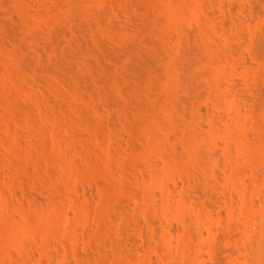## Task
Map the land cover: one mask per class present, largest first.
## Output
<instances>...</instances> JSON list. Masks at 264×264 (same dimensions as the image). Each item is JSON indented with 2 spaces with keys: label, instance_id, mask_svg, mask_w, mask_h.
Listing matches in <instances>:
<instances>
[{
  "label": "rangeland",
  "instance_id": "obj_1",
  "mask_svg": "<svg viewBox=\"0 0 264 264\" xmlns=\"http://www.w3.org/2000/svg\"><path fill=\"white\" fill-rule=\"evenodd\" d=\"M166 1L186 2V6L189 4L190 7L197 2L202 5V10L198 14L182 15L186 19L180 18L182 22L179 20L177 27L171 24L169 29L166 25L171 21L166 17ZM191 1L0 0V203L9 200V206L2 212L3 220L6 223L12 220L14 223L20 222L26 217L24 211L29 207L32 210L29 221L26 219L25 234L21 233L19 239L9 224L3 220L0 223V264H25V259L26 264H98L100 261V264H146L142 260L144 255L151 252L148 245L151 237L156 241L161 255L164 254L162 257L152 254L150 264H248L247 241L251 239L256 244L259 234L255 230L251 236L243 239L238 227L242 225L241 221L233 220V224L227 222L231 214L230 205L234 208V214L240 212L237 204L241 194L226 185L225 172L222 171L224 147L229 146L232 156H236L237 144L227 139L218 140L215 145L208 144L210 148L204 144L208 150L203 145V140L211 130L207 121L209 117L218 121L215 126L219 131H225V112L215 107L214 101L218 95L214 97L213 94H217V91L208 90L211 82L207 81H211L210 75L224 61L213 52L206 53L201 49L198 35L201 33L202 18L209 27L211 24L216 26L214 36L217 43L223 40L220 30L231 31L230 24L240 17L244 26L246 23L252 26L259 24V28H262V32H257L260 35L256 33L257 36L248 28L243 29L242 46L233 33H228L232 36V49L236 53L243 52L242 57L247 56L248 59L250 51L247 47L254 48L253 52L258 56L255 55V60L251 61L250 70L256 69L261 74L258 77L256 75V79L250 76L245 78L246 69L237 68L241 69L238 71L232 68L229 72L233 76L228 74L222 81L223 85L229 86L228 93L222 94L227 102L238 104L249 115L248 124L254 122L264 132V0ZM241 9L247 11L240 14ZM224 13H227L226 16ZM212 30L213 27H210ZM176 41H180V46ZM238 45L241 49L244 46L243 51L236 47ZM212 46L215 48L216 44L214 46L212 43ZM229 49L225 53L228 59L234 56ZM166 66L172 69L175 77L167 76ZM219 97L217 102H221V98L223 100V96ZM153 114L157 115L159 126L154 125L158 129L150 127L153 130L150 132L145 124H148ZM252 116H256L254 121H251ZM53 122L58 125L55 126ZM169 128L171 133L185 132L197 136L201 141L198 144L205 149L197 145L200 148L198 153L191 155L187 147L188 139L178 143L174 137L159 145H146L148 132L163 136ZM254 132L252 130L250 135L256 158L264 143ZM193 156L200 159L201 163L204 160L206 169L205 165L189 166V177L181 178L175 172L172 180L168 178L167 168L172 163L183 162L187 167L191 161L189 158ZM201 156L204 158L201 159ZM211 159L218 163L213 164L216 162ZM257 159L261 162L257 166L258 178L255 176L251 180V170L246 166H237L239 168L235 172L239 186L246 184L245 191L253 195L255 212L246 225H252L253 229L262 217L260 209L264 207V185L260 188L257 184L258 181H264V156ZM208 170L216 171L214 174L217 177L206 178L205 173H210ZM155 178L168 182L170 194L167 208L163 205L162 190L153 185ZM255 179L257 183H253ZM142 183H146L150 190L145 191ZM147 192L154 195L155 209L153 206L143 210L140 196ZM181 194L185 196V206L201 210L205 225H212L216 234L214 247L211 244L210 250L198 249L196 222L192 216L189 218L184 215V222L177 219V216L182 217V213L176 212L174 199ZM31 197L35 208L29 201ZM76 200L78 203L84 201L83 205L91 214L88 217L90 219H87L89 222L83 223L84 226L74 211L78 204ZM55 205L60 210V216L56 213L57 231L47 245L43 231H37V234L33 232V221L39 219L41 214L37 213L41 210H44L40 212L43 219L48 214L51 218L53 215L57 217ZM163 212L170 215V231L174 235L189 233L186 239L188 243L181 240H173L171 246L167 243L165 221L168 217H163ZM65 218L72 221L69 222L75 231V239L66 236L68 228L63 224ZM68 227H71L70 224ZM254 251L258 252L259 248L256 247Z\"/></svg>",
  "mask_w": 264,
  "mask_h": 264
},
{
  "label": "bare ground",
  "instance_id": "obj_2",
  "mask_svg": "<svg viewBox=\"0 0 264 264\" xmlns=\"http://www.w3.org/2000/svg\"><path fill=\"white\" fill-rule=\"evenodd\" d=\"M173 1V0H172ZM193 1V0H192ZM191 1V2H192ZM195 1H197V0H195ZM200 1V0H199ZM198 1V2H199ZM229 2H230V0H228ZM232 1V0H231ZM242 1V0H241ZM245 1V0H244ZM167 2V19H168V17L170 18V25L168 24V25H166L167 27H169V26H172V25H175L177 22H179V20H180V18H182L183 16L182 15H184L185 17L186 16H188L189 14H192V13H194V14H198V13H200L201 11L200 10H202V5H198L197 4V2H196V5H195V3H194V5L195 6H191L190 7V5L189 4H187L188 6H186V2H185V4L183 3V2H171V1H166ZM192 5V4H191ZM199 6L201 7L200 9H199ZM230 8V7H229ZM187 9V10H186ZM238 9V8H237ZM229 10V9H228ZM240 10V9H239ZM184 11H187V12H184ZM190 11V12H189ZM197 11H199V12H197ZM241 11L242 12H240V14H244L246 11H245V9L244 10H242L241 9ZM243 11H244V13H243ZM223 12V11H222ZM250 12V11H249ZM184 13V14H183ZM239 13V12H238ZM226 14L227 13H224V16H226ZM229 16H231V15H229ZM241 16V15H240ZM185 17H183V19L182 20H184V19H186ZM237 17H239V16H237ZM203 20H204V18H202ZM169 20V19H168ZM168 20H167V22H168ZM201 21L200 23V31H201V33L198 35L199 36V38H198V40H201L200 41V43L199 44H201V49H203V50H205V52L206 51H209V53H211V52H213L212 54H214L216 57H218L220 60H222L221 58H223V60H222V62L224 61H227V62H223V63H221L220 62V64H219V66L217 67V69L215 68V71H214V74L211 76L210 75V77H209V79H211V81L210 80H208L207 79V81H209V82H211L210 84H209V82H208V84H209V88H208V90H214V92H216L217 91V94H213V96L214 97H217L216 95H218V97L219 96H223V100H221L220 99V101L221 102H217V100H218V97H217V100L216 101H214V104L216 105L215 107H217V109H220V110H223L225 113H224V116H225V123H226V127H225V131H219L220 129H218L216 126H215V122L217 121V120H214V118L213 117H209L208 119H207V121H208V123H209V125L211 126V130H210V132H208L209 134L206 136V138L203 140L205 143H203V145L205 144H207L206 146H208L209 148H210V146L209 145H211V143H213L214 145L217 143V141L218 140H227V139H231V140H234L235 142H236V144H237V149H238V156L240 157H236V156H232V154L230 153V147L229 146H225L224 147V151H225V161H224V164H223V167L222 168H224V170H222V171H224L225 173H224V177H225V182H226V185H229L230 187H232L233 189H235L237 192H239L240 194V198H239V203L237 204L238 205V207L240 208L239 210H240V212H237V215L236 214H234L235 213V211H234V208H233V206H229V209H230V212H231V214H230V218H229V221H227L229 224H233L232 222H234V221H236V222H239V220L241 221L240 223L242 224V225H240V226H238V225H236V226H238L239 227V232H240V234H241V236L243 237V239L245 238V239H247L248 237L247 236H251L254 232H255V230L258 232V234H259V240H258V242L256 243V244H254V243H252L251 242V239L249 240V241H247V240H245V241H247L248 242V245H249V247L247 246V244H246V246L249 248V252L246 254V259H247V262H248V264H264V207L262 208V209H260V215H262V217L259 219V221H258V224H257V226L253 229V227H252V225H250L249 227H247L248 226V224H249V220H251L252 219V213L253 212H255L254 211V208H253V202H252V196L253 195H251L252 194V192L251 193H247L246 191H245V188L247 187H245V185L244 184H242V186H239V184H238V182H237V179L235 178V172H236V170H237V168H239L240 166H246V167H249V170H251L250 172V175L249 176H251L252 178H251V180L256 176L257 177V166H260V164H261V162L260 161H257L258 159H257V157H260V156H264V146L262 147V148H259L260 149V151H259V153L257 154V157L255 158V153H253L254 151H252L253 149V144H252V142H253V139L251 138V131L253 130V131H255L254 133L256 134V136H257V138H259L261 141H263V143H264V132H263V130H261V128H259V127H257V125L256 124H253L254 122H251L252 124L250 125V124H248L249 122H248V118H250L249 117V115H247V114H245L243 111H242V109H241V107L238 105V104H230L229 102H227V100L226 99H224V93L223 92H226L227 90H229V86H225V85H223L222 84V81L224 80V79H226L225 77L228 75V76H231L232 75V72L230 73L229 71H232L231 69L233 68L234 70H241V69H243V70H245L246 71V75H245V73H244V75L243 76H245V78L246 77H249L250 76V78L251 79H253V77H255L256 75H257V77H258V71L256 70V69H253V71L252 70H250V68H252L251 67V65H250V63H251V61L252 60H255V55H256V52L254 53L253 51V47L252 46H248L247 48H248V51H250V59L248 58L247 59V56H245L246 58H244V57H242L243 55V52H241V51H238V52H240L241 54H239L238 52L236 53V52H234V50L232 49L233 47H231V41H232V36L230 35V34H232V35H234L235 37H237L238 39L237 40H239V43H241V45L240 46H242L243 44H244V37H243V34H242V30L243 29H247L248 28V30L251 32V33H253V34H256L257 32L259 33V31L260 32H262L261 31V29L262 28H259V24L258 25H255V26H252V25H249V24H247L246 23V26H244L245 24L243 23V21L241 20V17L237 20V21H232V23L230 24V28L232 29H230L231 31H229V32H225V30H220L221 32L220 33H222L223 35V40L221 41V42H219V43H217L218 41H216V39H215V37H216V35L214 36V32H216L215 31V27L214 26H212V24H211V26L210 27H213V32H211L210 31V27H209V25H207L208 24V22L206 21L205 22V20L204 21ZM207 20V19H206ZM261 20H262V18H261ZM260 20V21H261ZM181 21V20H180ZM182 22V21H181ZM234 22V23H233ZM172 24V25H171ZM210 24V23H209ZM232 24L234 25V26H232ZM261 24V23H260ZM183 25H184V23H183ZM198 25H199V23H198ZM176 27H177V24L175 25ZM181 26V25H180ZM182 27V26H181ZM209 27V28H208ZM244 27V28H243ZM246 27V28H245ZM199 28V27H198ZM206 28H208L209 30L208 31H210V32H208L207 31V29ZM169 29H171L170 27H169ZM169 29H167V30H169ZM178 29H179V27H178ZM212 29V28H211ZM222 29H224V28H222ZM199 32V31H198ZM231 32V33H230ZM212 33H213V35H212ZM228 33H230V34H228ZM257 33V34H258ZM257 34H256V36H257ZM166 35V34H165ZM258 35H260V34H258ZM163 36V35H162ZM245 36V35H244ZM176 38V37H175ZM165 39V38H164ZM253 39V38H252ZM170 40V39H169ZM181 41V40H180ZM180 41L179 42H177V45L178 46H180ZM174 42V41H173ZM182 42V41H181ZM212 43H214V46H215V44H216V47L214 48L213 46H212ZM252 44V43H251ZM234 45V44H233ZM252 45H254V44H252ZM246 46V45H245ZM165 46H163V48H164ZM231 48V49H229L230 51H232V52H230V53H232L234 56H233V58H229L228 59V57L225 55V53L228 51L227 49L228 48ZM237 48H240L241 49V47H239V45L238 46H236ZM244 47V46H243ZM243 47H242V51H243ZM256 47V46H255ZM176 48H177V46H176ZM6 49V48H5ZM178 49V48H177ZM235 49V48H234ZM245 49V48H244ZM171 50V49H170ZM179 50V49H178ZM236 50V49H235ZM2 51V50H1ZM10 51V50H9ZM237 51V50H236ZM11 52V51H10ZM229 52V51H228ZM252 52V53H251ZM12 53V52H11ZM177 53V52H176ZM207 53V52H206ZM229 53V54H230ZM4 54V53H3ZM8 54V53H7ZM16 54V53H15ZM241 57V58H243V59H241V58H239L238 57V55ZM258 54V53H257ZM179 55V54H178ZM208 55V54H207ZM210 55V54H209ZM228 55V54H227ZM237 57H236V56ZM245 55V54H244ZM13 56V55H12ZM225 58H224V57ZM256 56H258V55H256ZM263 56V55H262ZM11 57V56H10ZM14 57V56H13ZM12 58V57H11ZM234 58H236V59H234ZM15 59V58H14ZM233 59V60H232ZM257 60V59H256ZM261 60V59H260ZM212 62H213V60H211ZM210 62V61H209ZM208 62V63H209ZM260 62V61H259ZM219 63V62H218ZM261 63V62H260ZM262 63H263V65H264V58H263V60H262ZM261 63V64H262ZM210 64V63H209ZM252 64V63H251ZM172 66V65H171ZM228 67H231V68H229L228 69ZM258 67H260V66H258ZM237 68H241V69H237ZM258 69H260V68H258ZM263 70V69H262ZM165 71H166V73H167V76L169 77H171L173 74H174V72L172 73V69L171 68H169L168 66H166L165 67ZM244 71V72H245ZM10 72V71H9ZM229 72V73H228ZM234 73V72H233ZM231 74V75H230ZM261 74V73H260ZM259 74V75H260ZM237 75V74H236ZM174 76V75H173ZM233 76V75H232ZM242 76V77H243ZM175 77V76H174ZM228 78V77H227ZM230 78V77H229ZM249 78V79H250ZM172 79V78H171ZM255 79H256V77H255ZM254 79V80H255ZM180 80V79H179ZM227 80H225V82H226ZM246 81V80H245ZM175 83V82H174ZM65 84V83H64ZM30 85V84H29ZM61 85H63V84H61ZM37 86V85H36ZM66 86V85H65ZM174 86V85H173ZM210 86H211V88H210ZM38 87V86H37ZM175 88V87H174ZM21 89V88H20ZM68 89H69V86H68ZM71 90V89H70ZM213 90L211 91V92H213ZM74 91V90H73ZM83 91V90H82ZM85 91V90H84ZM29 92H31V91H29ZM32 93H34V92H32ZM73 93V92H72ZM219 93L221 94V95H219ZM223 93V94H222ZM227 93H228V91H227ZM227 93H225V94H227ZM76 94V93H75ZM31 95V94H30ZM34 95H36V94H34ZM92 95V94H91ZM90 95V96H91ZM78 96H80L79 97V99L81 98V95L79 94ZM85 96H86V94H85ZM225 96H227V95H225ZM77 97V96H76ZM91 98V97H90ZM93 98V97H92ZM106 98V97H105ZM220 98V97H219ZM34 99H35V97H34ZM36 100H38V99H36ZM86 100V99H85ZM92 100V99H91ZM90 100V101H91ZM97 100V99H96ZM88 102V101H87ZM91 102H93V101H91ZM90 103V102H89ZM88 103V104H89ZM95 103H97V101L95 102ZM110 103V102H109ZM102 105H103V103H101ZM89 105H91V104H89ZM110 105V104H109ZM91 106H94V105H91ZM98 106V105H97ZM111 106V105H110ZM38 107H39V105H38ZM80 108V107H79ZM94 108V107H93ZM99 108V107H98ZM98 108H96L95 110L97 111V109ZM119 108V107H118ZM63 109V108H62ZM76 109V108H75ZM216 109V110H217ZM79 110V109H78ZM42 111H45V110H42ZM65 111V110H64ZM81 111V110H80ZM47 112V111H46ZM66 112V111H65ZM154 112V111H153ZM12 113V112H11ZM14 113V112H13ZM42 113V112H41ZM44 114H46L45 112H43ZM42 113V114H43ZM48 113V112H47ZM164 113V112H163ZM82 114V113H81ZM51 115V114H50ZM67 115H69V114H67ZM80 115V114H79ZM163 115V114H162ZM262 115V114H261ZM28 116V115H27ZM53 116V115H52ZM70 116V115H69ZM157 115H155L154 116V114H153V116H152V119H150L149 120V122H147L148 124L146 125L145 124V127H149L148 129L150 130V132L151 131H153L152 129H154L156 126H157V124L159 123V120H158V117H156ZM164 116V115H163ZM263 116H264V114H263ZM28 117H30V116H28ZM47 117V116H46ZM62 117V116H61ZM168 117V116H167ZM223 117V116H222ZM255 117L256 116H252V120L251 121H254V119H255ZM12 118V117H11ZM59 118V117H58ZM86 118V117H85ZM49 119V118H48ZM64 119H66V118H63V120ZM83 119V118H82ZM19 120V119H18ZM17 120V121H18ZM20 120H22V119H20ZM24 120V119H23ZM28 120V119H27ZM85 120V119H84ZM191 120V119H190ZM250 120V119H249ZM14 121V120H13ZM194 121V120H193ZM23 122V121H22ZM21 121H20V123H22ZM55 122V121H54ZM53 122V123H54ZM61 122V121H60ZM166 122H168V121H166ZM218 122V121H217ZM248 122V123H247ZM256 122V121H255ZM23 123H25V122H23ZM30 123H31V121H30ZM145 123V122H144ZM171 123V122H170ZM224 123V124H225ZM17 124V123H16ZM27 124H29V123H27ZM55 124V123H54ZM57 124V123H56ZM56 124H55V126H56ZM90 124V123H89ZM161 124V123H160ZM31 125H33V123L31 124ZM58 125V124H57ZM154 125H156V126H154ZM96 126V125H95ZM158 126H159V124H158ZM259 126V125H258ZM21 127V126H20ZM98 127L99 128H101L99 125H98ZM142 127V126H141ZM144 127V128H145ZM152 129H151V128ZM217 129H216V128ZM22 128H23V126H22ZM38 128H40V127H38ZM37 128V129H38ZM157 129H158V127H156ZM163 128V127H162ZM166 127H164V129H165ZM167 128H168V126H167ZM171 128H173L172 126H171ZM55 129H57V127L55 128ZM147 129V128H146ZM9 130V129H8ZM27 130V129H26ZM30 130H31V128H30ZM94 130V129H93ZM100 130V129H99ZM6 131V130H5ZM96 131V130H95ZM95 131H92V132H95ZM98 131V130H97ZM133 131V130H132ZM143 131H146L145 129L143 130ZM148 131V130H147ZM29 132V131H28ZM41 134H42V132L41 131H39ZM52 132H53V130H52ZM135 132V130L133 131V133ZM163 132V131H162ZM187 132V131H186ZM188 132H190V131H188ZM45 133H46V131H45ZM107 133H108V131H107ZM158 133H160V132H158ZM165 133V132H164ZM173 133H174V131L171 133V130H170V128H169V131L167 130L166 131V133L162 136V135H157V133H155V134H153V132L150 134L149 132H148V137H147V139H146V136H144L145 137V139H146V145H149V144H162V142L164 141V140H166V139H168V140H170V138L172 137H174L175 139H176V141H178V143L179 142H182V141H184L185 139H188V151L190 152V154L191 155H193V154H195V152H197L198 153V148L200 147V145L201 144H198V142H201V141H199L198 139V137L197 136H195V135H190V134H188V133H182V134H175L174 136H173ZM51 134V133H50ZM114 134V133H113ZM136 134H138V133H136ZM135 134V135H136ZM11 135V134H10ZM14 135V134H13ZM33 135H34V130H33ZM46 135V134H45ZM95 135H96V137H97V133H95ZM39 136V135H38ZM100 136V135H99ZM34 137V136H33ZM50 137V136H49ZM53 137H55V136H53ZM10 138V137H9ZM13 138H14V136H13ZM39 138H41V137H39ZM48 138V137H47ZM65 138V137H64ZM77 138V137H76ZM106 138V137H105ZM111 138V137H110ZM109 138V139H110ZM137 138V137H136ZM201 138V137H200ZM18 138H16V140H17ZM51 139V138H50ZM69 139V138H68ZM98 139V138H97ZM2 140V139H1ZM15 140V139H14ZM21 140V139H20ZM37 140V139H36ZM42 140V139H41ZM82 140V139H81ZM44 141V140H43ZM67 141V140H66ZM68 141H70V140H68ZM78 141V140H77ZM93 141V140H92ZM96 141V140H95ZM100 141V140H99ZM104 141V140H103ZM175 141V140H174ZM202 141V142H203ZM228 141V140H227ZM0 142H2V141H0ZM18 142V141H17ZM45 142V141H44ZM71 142V141H70ZM97 142V141H96ZM37 143V142H36ZM39 143V142H38ZM76 143V142H75ZM75 143H74V145H75ZM149 143V144H148ZM163 143H165V142H163ZM184 143H187V142H184ZM262 143V144H263ZM6 144V143H5ZM55 144V143H54ZM77 144V143H76ZM94 144V143H93ZM95 144H97V143H95ZM105 144V143H104ZM209 144V145H208ZM3 145V144H2ZM43 145V144H42ZM41 145V146H42ZM58 145V144H57ZM61 145V144H60ZM81 145V144H80ZM98 145V144H97ZM100 145V144H99ZM106 145V144H105ZM197 145H199V147H197ZM204 145V146H205ZM213 145V146H214ZM15 146H16V144H15ZM19 146H20V144H19ZM18 146V147H19ZM82 146V145H81ZM96 146V145H95ZM103 146V145H102ZM161 146V145H160ZM164 146V145H163ZM202 146V145H201ZM204 146H202V147H204ZM205 146V147H206ZM253 146V147H252ZM59 147V146H58ZM97 147V146H96ZM186 147V146H185ZM205 147H204V149H205ZM208 147H206V149L208 148ZM5 148V147H4ZM9 148V147H8ZM33 148H34V146H33ZM61 148V147H60ZM26 149H28V148H26ZM63 149H65V148H63ZM78 149V148H77ZM200 149V148H199ZM14 150V149H13ZM24 150V149H23ZM22 150V151H23ZM208 150V149H207ZM16 151V150H15ZM30 151V150H29ZM82 151V150H81ZM32 151H30V153H31ZM35 152V151H34ZM47 152V151H46ZM10 153V152H9ZM16 153V152H15ZM20 154H21V152H19ZM33 153V152H32ZM36 153V152H35ZM63 153V152H62ZM14 154V153H13ZM198 155V154H197ZM40 156V155H39ZM45 156V155H44ZM205 156V155H204ZM32 157H33V154H32ZM36 157V156H35ZM38 157V156H37ZM42 157H43V155H42ZM190 157H192V156H190ZM199 157V156H198ZM207 157H208V155H207ZM210 157V156H209ZM40 158V157H39ZM200 158V157H199ZM202 158H204V157H202L201 156V159ZM32 159V158H31ZM46 159V158H45ZM189 159H191V161L190 162H185V164H188V166L186 167V166H184V164H182L183 162H178V161H175L174 163H172L167 169V172H168V178L170 179V180H172V178H173V175H174V173L176 172V174L178 173V175H180V177L181 178H184V177H189L190 176V174H188L189 172H188V167L189 166H204L205 165V162H204V160H203V163H201V161H200V159H198L196 156H193V158H189ZM245 159V160H244ZM209 160H210V158H209ZM211 160H213V159H211ZM10 161V160H9ZM12 161V160H11ZM32 162H33V160H31ZM35 161V160H34ZM187 161V160H186ZM189 161V160H188ZM37 163H38V161H36ZM211 162V161H210ZM213 162H216V160L214 161L213 160ZM212 162V163H213ZM259 162V163H258ZM72 163V162H71ZM218 162H216V163H213V164H217ZM203 164V165H202ZM212 164V165H213ZM35 165V164H34ZM18 166V165H17ZM36 166V165H35ZM67 166V165H66ZM107 166H108V164H107ZM135 166V165H134ZM211 166V165H210ZM213 166H215V165H213ZM217 166V165H216ZM215 166V167H216ZM237 166H239V167H237ZM19 167V166H18ZM25 167V166H24ZM16 168V167H15ZM20 168V167H19ZM28 168V167H27ZM111 168V167H110ZM193 168V167H192ZM205 169H206V165H205V167H204ZM204 168H202V169H204ZM251 168V169H250ZM199 169H200V167H199ZM205 169L203 170V172L205 171ZM29 170V169H28ZM27 170V171H28ZM198 170V169H197ZM19 171V170H18ZM30 171V170H29ZM39 170H37L36 172H38ZM82 171V170H81ZM190 171V170H189ZM209 171V170H208ZM19 172H21V171H19ZM77 172V171H76ZM195 172V171H194ZM210 173L208 174V175H206L207 174V172L205 173V177L206 178H210V177H213L215 174V172L216 171H213V170H210L209 171ZM25 173V172H24ZM75 173V172H74ZM82 173H84V172H82ZM86 173V172H85ZM112 173V172H111ZM126 173V172H125ZM128 173V172H127ZM109 174H110V172H109ZM199 174V173H198ZM36 176H37V174H35ZM73 175V174H72ZM77 175V178H78V174H76ZM81 175V174H80ZM85 174H83V176H84ZM103 176H105L104 174H102ZM111 175H113V173L111 174ZM192 175V174H191ZM12 176H14L13 174H12ZM15 176H16V174H15ZM20 176V175H19ZM22 176V175H21ZM34 176V175H33ZM106 176H109V175H106ZM125 176V175H124ZM216 176V175H215ZM32 177V176H31ZM86 177V176H85ZM198 177H199V175H198ZM217 177V176H216ZM237 177V176H236ZM255 177V178H256ZM14 178V177H13ZM12 178V179H13ZM18 178V177H17ZM75 178V177H74ZM87 178V177H86ZM106 178H108V177H106ZM111 178V177H110ZM258 178V177H257ZM34 179V178H33ZM32 179V180H33ZM76 179V178H75ZM85 179V178H84ZM212 179V178H211ZM35 180V179H34ZM33 180V181H34ZM39 180V179H38ZM61 180V179H60ZM77 180V179H76ZM161 180H164V179H162L161 178ZM160 179H157V178H155V181H154V186H157L158 188H160L161 190H162V192H163V195H162V198H163V205H164V208H167V205H168V201H169V194H170V191H169V188L170 187H168L169 185H168V182H164V181H161ZM190 180V179H189ZM193 180V179H192ZM257 179H255L254 181H253V183H257V182H255ZM262 181V180H261ZM259 182L258 181V186H260V188H261V186H263L264 185V181H262V182ZM212 182V181H211ZM240 182H242V181H240ZM244 182V181H243ZM34 183V182H33ZM59 183V182H58ZM58 183H56V184H58ZM211 184V183H210ZM256 184V185H257ZM61 185V184H60ZM142 185H143V189L145 190V191H149L150 189H148V188H150V187H148L147 188V185H146V183L144 184V183H142ZM190 186V185H189ZM119 187H121L120 185H119ZM192 188H193V186H191ZM229 187V188H230ZM77 188V187H76ZM259 188V187H258ZM259 188V189H260ZM74 189H75V186H74ZM123 189V188H122ZM124 189H126V188H124ZM247 189V188H246ZM250 189V188H249ZM127 190V189H126ZM250 190H252V189H250ZM55 191V190H54ZM75 191H76V189H75ZM78 191V190H77ZM76 191V192H77ZM249 191V190H248ZM123 194H124V192H122ZM129 193V192H128ZM184 193V192H183ZM52 194H53V192H52ZM66 195V194H65ZM136 195V194H135ZM2 196H3V193H2ZM69 196V195H68ZM72 196V195H71ZM107 196V195H106ZM108 196H109V194H108ZM184 195H180L179 197H177V198H175L174 199V207H175V209H176V212H180V215H181V213H182V217H180V216H177L178 218V220H180V221H183L184 220V215H187L189 218L192 216L195 220V222H196V229H197V240H198V249L199 250H205V251H207V250H210L209 249V246L212 244L213 245V247H214V241H215V234H214V231H213V227H212V225L210 226H206L205 225V223H204V220L202 219V212H201V210H198V209H194V207L193 206H190V205H188V206H190V207H188V206H185L186 205V200H185V196L183 197ZM26 197V196H25ZM33 197V196H32ZM31 197V200H29V201H32V198ZM57 197V196H56ZM105 197V196H104ZM0 198H1V196H0ZM60 198V197H59ZM69 198V197H68ZM3 199H5V196H4V198ZM17 199H18V197H17ZM52 199V198H51ZM58 199V198H57ZM73 199V198H72ZM75 199V198H74ZM73 199V200H74ZM108 199V198H107ZM8 200V199H7ZM69 200V199H68ZM67 200V201H68ZM113 200V199H112ZM173 200V199H172ZM9 201V200H8ZM8 201H6V199L5 200H3V201H1V203H0V223L1 222H5V220H3L4 218H3V215L4 214H2V212H3V210L5 209H7V207L9 206V202ZM23 201V200H22ZM21 201V202H22ZM35 201V200H34ZM55 201V200H54ZM65 201V200H64ZM87 201V200H86ZM106 201V200H105ZM76 202H77V200H76ZM79 202V201H78ZM77 202V203H78ZM140 202L142 203V206H143V210H147V209H149V208H152L155 204H154V202H155V199H154V195L152 194V193H145L143 196H140ZM83 203H84V201H83ZM83 203L81 202V203H78V204H76L75 206H76V209H74V211H75V213L78 215V216H80V220L82 221V225H83V223L86 221V222H89V220L87 221V219H90V218H88V217H90L89 215H91V214H88V211H87V209H86V205H83ZM104 203V202H103ZM102 203V204H103ZM162 203V202H161ZM54 204V203H53ZM62 204V203H61ZM71 204V203H70ZM85 204H87L88 205V203H85ZM171 204V203H170ZM31 205L34 207V204H33V201H32V203H31ZM74 204H72V206H73ZM97 204H94V206H96ZM99 205V204H98ZM110 205V204H109ZM113 205V204H112ZM101 206V205H100ZM103 206H106L105 204H103ZM184 206H185V209H184V211H183V208H184ZM27 207H29V206H27ZM54 207V206H53ZM55 207L57 208V206L55 205ZM64 207V206H63ZM88 207V206H87ZM90 207H92L91 205H90ZM99 207V206H98ZM106 207H109V206H106ZM113 207V206H112ZM193 207V208H192ZM31 207H29V209H26L25 211H24V215L26 216V217H24V219L22 220V221H17V220H15V221H17V223H14L13 222V220H12V222H10L9 223V221H8V223H6L7 225L9 224L13 229L12 230H14L15 232H16V238L18 237V239H19V236H20V234L21 233H24L25 234V232H23V230H25L26 229V227H27V224H25V223H28V221H29V219H28V216H29V213H31L30 211H32L31 209H30ZM35 208V207H34ZM94 208V207H93ZM105 208V207H104ZM110 208V207H109ZM10 209V208H9ZM13 209H14V207H13ZM19 209H20V207H19ZM37 209V208H36ZM52 209V208H51ZM89 209V208H88ZM96 209H98V208H96ZM103 209V208H102ZM153 209H155V206L153 207ZM21 210H23V209H21ZM35 210V209H34ZM95 210V209H94ZM107 210V209H106ZM36 211V210H35ZM34 211V212H35ZM64 211V210H63ZM96 211V210H95ZM95 211L93 212V213H95ZM167 211V210H166ZM40 212H44V210H41V211H39V213H37V214H41V216L39 217V219H34V221H33V227H34V229H33V232L35 231L36 232V234H37V231L39 232V231H43L44 233L43 234H45V241H46V244L49 242V239H50V237L51 236H54L55 234H56V231H57V226H56V223L58 224V215L60 216V210L57 208L55 211H54V213L56 214V216L57 217H54L55 215H53L52 216V218H54V219H52L51 217H50V215L48 214V216L46 217L44 214H43V216L44 217H46L45 219H43V217H42V213H40ZM46 212V211H45ZM92 212V211H91ZM102 212H103V210H102ZM92 213V214H93ZM97 213V212H96ZM105 213V212H104ZM98 214V213H97ZM107 214V213H106ZM149 214V213H148ZM36 215V214H35ZM34 215V216H35ZM95 215V214H94ZM164 215L165 216H167L168 217V220H164L165 221V224L167 225V243H169V245L171 246L172 245V241L174 240H181V241H186L187 242V238L189 237V233L188 234H182L181 236H178V235H174L171 231H170V224H171V222L169 221V216L167 215V213L166 212H163V214H162V216L164 217ZM177 215H179V214H177ZM37 216V215H36ZM35 216V217H36ZM77 216V217H78ZM93 216V215H92ZM97 216V215H96ZM187 216H185L186 218H188ZM98 217V216H97ZM143 217V216H142ZM49 218L51 219V220H49ZM57 220H56V219ZM79 218V217H78ZM95 218V217H94ZM150 218V217H149ZM148 218V219H149ZM166 218V217H165ZM165 218H163V219H165ZM14 219V218H13ZM16 219V218H15ZM26 219L28 220V221H26ZM61 219H62V216H61ZM69 219V218H68ZM67 218H65L64 219V223L63 224H65V225H67V228H68V230H67V234H66V236L68 237L69 235V237L70 238H72V239H75L76 238V234L74 233L75 231L73 230V227H72V224L69 222V221H71V220H68ZM93 219V218H92ZM152 219V218H151ZM3 220V221H2ZM25 220V222H23ZM54 220H55V222H54ZM78 220V219H77ZM99 220V219H98ZM150 220V219H149ZM234 220V221H233ZM93 221V220H92ZM100 221V220H99ZM151 221V220H150ZM216 221V220H215ZM31 222V221H30ZM72 222V221H71ZM95 222V221H94ZM149 222V221H148ZM184 222V221H183ZM81 223V222H80ZM213 223H214V220H213ZM235 223V222H234ZM69 224H70V226L71 227H68L69 226ZM88 224V223H87ZM90 224V223H89ZM148 224V223H147ZM189 224V223H188ZM227 224V223H226ZM247 225V226H246ZM26 226V227H25ZM28 226H30V224L28 225ZM32 226V225H31ZM73 226H74V224H73ZM84 226V225H83ZM189 226V225H188ZM149 227V226H148ZM227 227H229V225H227ZM8 228H9V226H8ZM188 228V227H187ZM203 228H204V230H203ZM247 228H250V229H247ZM148 229V228H147ZM189 229H191V228H189ZM152 230V229H151ZM150 229H149V231L150 232H152ZM226 230H227V228H226ZM229 230H230V228H229ZM96 231H98V230H96ZM228 231V230H227ZM11 232V231H10ZM34 232V233H35ZM230 232V231H229ZM13 233V232H12ZM64 233V232H63ZM63 233H60V235L62 234L63 235ZM227 233V232H226ZM9 234V232H7V235ZM14 234V233H13ZM152 234V233H151ZM230 234V233H229ZM35 235V234H34ZM40 235V234H39ZM146 235H148V234H146ZM150 235V234H149ZM153 235V234H152ZM228 235V234H227ZM214 236V237H213ZM230 236V235H229ZM151 237V236H150ZM149 237V238H150ZM233 237V236H232ZM253 237V236H252ZM56 238V237H55ZM62 238V237H61ZM96 238V237H95ZM156 238V237H155ZM192 238V237H191ZM214 238V239H213ZM229 238V237H228ZM42 239V238H41ZM187 239V240H186ZM77 240V239H76ZM98 240V239H97ZM42 241V240H41ZM190 241H191V239H190ZM155 240H154V238L153 237H151L150 238V240H149V249H151V252L148 254V255H144L143 256V263H148V264H150V263H152V254H154V255H156V256H158V257H162V255L164 254H162L161 255V251H160V249L158 248V246H156V244H155ZM176 242V241H175ZM177 243H178V241H177ZM188 243V242H187ZM45 244V243H44ZM49 244V243H48ZM47 244V245H48ZM179 244H183V242L181 243H179ZM55 245V244H54ZM159 245V244H158ZM187 245V244H186ZM52 246V245H51ZM177 246V245H176ZM148 247V246H147ZM160 247V246H159ZM181 247V246H180ZM259 248V251L258 252H255L254 251V249L255 248ZM176 248V247H175ZM183 248V247H182ZM211 248V247H210ZM169 250H170V248H168ZM177 249V248H176ZM212 249V248H211ZM214 249V248H213ZM212 249V250H213ZM28 251V250H27ZM150 251V250H149ZM177 251V250H176ZM200 251V253H202ZM210 252V251H209ZM28 253V252H27ZM49 253V252H48ZM173 253V252H172ZM171 253V254H172ZM176 253V252H175ZM182 253H183V251H182ZM198 253H199V251H198ZM53 254V253H52ZM64 255V254H63ZM42 256V255H41ZM48 256V255H47ZM67 256V255H66ZM165 256V255H164ZM210 256V255H209ZM27 257V256H26ZM25 257V258H26ZM174 257V256H173ZM23 258V257H22ZM40 258V257H39ZM63 258V257H62ZM165 258V257H164ZM210 258V257H209ZM28 259V258H27ZM64 259V258H63ZM202 259V258H201ZM204 259V258H203ZM24 260V259H23ZM22 260V261H23ZM37 260H39V263H41L40 262V259H37ZM52 260V259H51ZM25 261L27 262V260L25 259ZM36 261V260H35ZM173 261V260H172ZM204 261V260H203ZM26 262H23V263H25L26 264ZM51 262V261H50ZM65 262V261H64ZM94 262H96V260L94 261ZM101 262V261H100ZM100 262L98 263V264H100ZM38 263V262H37ZM61 263V262H60ZM202 263H204V262H202ZM232 263V262H231Z\"/></svg>",
  "mask_w": 264,
  "mask_h": 264
}]
</instances>
